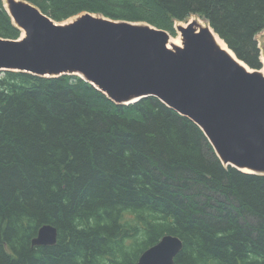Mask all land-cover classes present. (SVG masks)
<instances>
[{"label": "trees", "instance_id": "obj_1", "mask_svg": "<svg viewBox=\"0 0 264 264\" xmlns=\"http://www.w3.org/2000/svg\"><path fill=\"white\" fill-rule=\"evenodd\" d=\"M56 23L82 12L146 23L204 19L258 70L264 0H23ZM21 34L0 0V38ZM53 246H32L43 225ZM164 235L175 264H264V175L223 166L156 98L119 105L75 75L0 71V264H135Z\"/></svg>", "mask_w": 264, "mask_h": 264}, {"label": "water", "instance_id": "obj_2", "mask_svg": "<svg viewBox=\"0 0 264 264\" xmlns=\"http://www.w3.org/2000/svg\"><path fill=\"white\" fill-rule=\"evenodd\" d=\"M6 2L21 34L0 38V71L75 75L119 105L156 98L200 128L223 166L264 175V76L220 49L208 28L174 26L181 47L169 49L168 32L147 24L89 13L59 24L28 2ZM56 240L46 224L31 245ZM181 249L179 238L164 235L135 264H175Z\"/></svg>", "mask_w": 264, "mask_h": 264}, {"label": "bare ground", "instance_id": "obj_3", "mask_svg": "<svg viewBox=\"0 0 264 264\" xmlns=\"http://www.w3.org/2000/svg\"><path fill=\"white\" fill-rule=\"evenodd\" d=\"M4 7L7 9V2L6 0L3 1ZM190 20L196 21V23L200 26V27H205L208 28L213 36V39L216 43V45L224 50L228 55H230L239 65H241L242 67H244L247 71H250L249 68H247V66L241 62L240 60H238L235 55L233 54V52L231 50H229L226 45L224 44V42L213 32V30L210 28V26L206 25L203 21H201L200 19H195V18H191ZM178 26H182L185 27L186 23H178L176 24V27ZM175 36H170L167 47L169 49H171V46H177V47H181V36H180V32L178 30H176V37ZM260 74L262 76H264V72L263 70L259 71Z\"/></svg>", "mask_w": 264, "mask_h": 264}, {"label": "rangeland", "instance_id": "obj_4", "mask_svg": "<svg viewBox=\"0 0 264 264\" xmlns=\"http://www.w3.org/2000/svg\"><path fill=\"white\" fill-rule=\"evenodd\" d=\"M3 1H4V0H2V2H3ZM22 1H23V0H22ZM25 2H26V1H25ZM3 6H4V4H3ZM84 13H88V12H82V13H80V14L74 16V17L68 18L67 20L60 22L59 24L66 23V22L70 21L71 19H73V18H75V17H77V16H80V15H82V14H84ZM89 14L96 15V16H102V15H100V14H93V13H89ZM102 17H103V16H102ZM104 18H105V17H104ZM191 18L200 19V20L203 21L206 25H208V23H207L204 19H202V18H200V17H198V16H195V15H192V16L188 17L185 21H182V22H174L173 25L176 26V24H178V23H187ZM55 23H56V22H55ZM143 24H146V23H143ZM147 25H148V24H147ZM149 26H150V25H149ZM174 26H173V29H174V36L176 37V30H175ZM151 27H153V26H151ZM168 34H169V33H168ZM169 35H170V34H169ZM170 36H171V35H170ZM19 37H20V35H19ZM175 37H174V38H175ZM255 41H256L257 48H258L259 62L261 63V67H260V69H258V71L263 70V72H264V30L261 31L260 33H258V34L255 36ZM245 65H246V64H245ZM246 66H247V65H246ZM247 68H249V67L247 66ZM249 69H250V70H255V69H251V68H249Z\"/></svg>", "mask_w": 264, "mask_h": 264}]
</instances>
